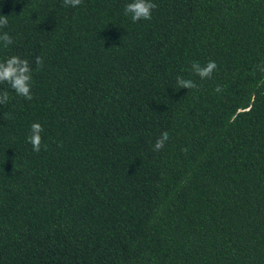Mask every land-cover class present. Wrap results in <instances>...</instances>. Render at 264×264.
Returning a JSON list of instances; mask_svg holds the SVG:
<instances>
[{"label":"trees","instance_id":"1","mask_svg":"<svg viewBox=\"0 0 264 264\" xmlns=\"http://www.w3.org/2000/svg\"><path fill=\"white\" fill-rule=\"evenodd\" d=\"M129 2L0 0L33 95L0 84V264H264V0Z\"/></svg>","mask_w":264,"mask_h":264},{"label":"clouds","instance_id":"2","mask_svg":"<svg viewBox=\"0 0 264 264\" xmlns=\"http://www.w3.org/2000/svg\"><path fill=\"white\" fill-rule=\"evenodd\" d=\"M83 4V0H63L64 6L77 7ZM157 4L153 0H131L124 8V14L130 16L133 23L141 20L150 21L152 13L157 9ZM9 17L0 16V29L8 26ZM12 37L7 32L0 33V44L4 48L13 44ZM35 63L37 68L43 67V58L36 57ZM261 73H264V66H257ZM217 69L215 61H208L205 66H201L199 62H192L191 71L194 75L198 76L201 80L211 79L213 73ZM6 83L14 90L15 95L23 97L26 101H32L33 95L31 92L32 85V69L26 59H21L17 56H12L4 62H0V84ZM197 84L191 79H185L178 76L176 78V86L174 90L181 88L193 90L197 89ZM216 93H221L222 88L217 86ZM9 100V93L7 90L0 91V105H6ZM44 131L42 125L38 122L32 123L30 126L31 134L27 137L28 142L32 145L33 151L39 153L41 151L42 136ZM170 139L167 131L161 133L160 137L155 141L153 151H161L167 141ZM46 148V146H45Z\"/></svg>","mask_w":264,"mask_h":264}]
</instances>
